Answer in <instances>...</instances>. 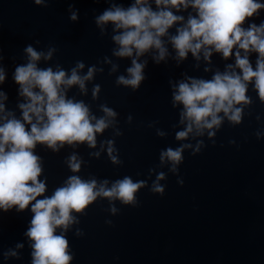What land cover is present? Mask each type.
Segmentation results:
<instances>
[{
    "label": "water",
    "instance_id": "water-1",
    "mask_svg": "<svg viewBox=\"0 0 264 264\" xmlns=\"http://www.w3.org/2000/svg\"><path fill=\"white\" fill-rule=\"evenodd\" d=\"M147 2L157 9L154 0ZM133 3L135 0H42L41 4L35 0H0V68L5 71L0 92L7 96L6 100L0 98L5 106L0 117L12 118V114L22 120L19 104L27 99L20 95L13 74L16 66L28 62L25 48L29 45L37 52L55 49L50 59L37 61L41 69L60 66L68 71L83 61V74L95 65L93 78L85 82L86 92L74 85L67 96L83 100L97 117L104 115L101 104L117 113L114 123L97 133L95 148L65 144L53 151L44 144L36 145L33 151L42 158L43 169L39 179L46 183L45 193L37 199L51 196L71 175L98 182L106 179L109 187L124 176L146 181L137 193L135 207L98 197L83 213H72L79 222L64 232L73 256L70 264H264V100L255 90L254 80L247 82L248 102L235 106L243 109L239 124L225 117L218 129L189 134L183 141L175 138V133L185 127L180 122L183 105L173 101L180 81L210 80L217 71L242 75L235 66L236 52L241 57L246 55L254 70L259 54L245 53L237 45L228 58L212 49L206 60L202 49L199 59L191 52L178 59L169 37L186 24L189 15L195 16L196 10L191 6L169 8L184 19L161 37L168 50L165 59L157 63L153 59L157 52L150 49L137 58L146 62L145 79L139 87L118 85L117 77L128 75L126 69L136 58L135 50L133 57L113 55L119 47L112 39L117 34L114 25L98 26L95 17L113 4L127 8ZM73 11L76 20L70 19ZM262 22L264 8L247 18L242 27ZM95 84L100 85V91L94 98ZM3 122L0 119V124ZM158 131L165 135H158ZM209 131L215 135L209 136ZM109 140L115 142L117 150L112 155L121 162L111 161L108 144L102 147V142ZM181 144L191 147L185 148L179 171L173 173L170 164H161L160 152ZM96 152L98 157L91 155ZM73 153L82 160L76 173L66 162ZM158 172L166 174L159 182L165 187L163 194L151 191ZM181 180L182 184L178 182ZM112 205L115 213L110 210ZM33 215L31 204L23 211L0 209V264H32L34 241L26 232ZM62 231L57 228L56 234Z\"/></svg>",
    "mask_w": 264,
    "mask_h": 264
},
{
    "label": "clouds",
    "instance_id": "clouds-1",
    "mask_svg": "<svg viewBox=\"0 0 264 264\" xmlns=\"http://www.w3.org/2000/svg\"><path fill=\"white\" fill-rule=\"evenodd\" d=\"M154 2L156 10H153L147 0H135L127 8L113 4L95 17L98 26L109 23L114 25L113 31L117 34L112 39L119 47L113 50V55L133 57L135 50L136 58L131 60V66L126 69L128 75L118 76L116 83L133 89L139 87L145 79L146 62H138L137 58L150 49H155L157 55L153 59L157 63L164 60L168 50L161 37L167 35L174 24L184 19L169 8L191 6L196 10V15H189L186 24L178 27L176 34L169 37L178 59L185 58L189 52L199 59L202 49L206 60L211 56L212 49L228 58L237 45L245 53L255 51L259 55L254 70L247 56L241 57L240 52H236L235 66L242 75L217 71L210 80L190 78V82L180 81L173 92V101L174 105H183L180 122L185 127L175 133V138L183 141L189 134L202 135L205 129H218L225 117L234 124H239L243 109L235 106L248 102L247 82L254 80L255 90L261 100H264V22L260 25L250 24L247 29L242 27L247 18L264 8V3H258L257 0ZM35 3L41 4L42 0H35ZM70 19H77L75 11L71 12ZM53 51L54 48L47 53L37 52L31 45L25 48L28 62L16 66L13 74L14 81L20 86V95L27 99L26 103L19 104L22 120L12 114H9L12 118L0 117L4 120L0 124V209L8 211L15 207L18 211H23L31 204L34 215L26 235L34 241L31 245L32 264H70L73 256L69 252V241L64 232L70 224L79 222L72 213H83L98 197L107 198L110 202L119 200L124 205L135 207L138 205L137 193L146 184V181H134L130 176H124L112 181L109 187L106 179L98 182L95 178L86 180L78 175H71L51 196L37 199L45 193L46 183L39 179L43 169L42 158L33 151L36 145L44 144L53 151H59L65 144H87L88 147L95 148L97 133L109 128L117 115L112 108L101 104L100 110L104 115L97 117L83 100L67 96L68 89L74 85L82 93L86 92L85 82L93 78L97 71L95 65L89 66L83 74L80 71L85 67L83 61H77L68 71L60 66L56 70L37 66V61L42 57L50 59ZM227 67L232 68V65ZM115 68L114 65L113 71ZM4 80L5 71L0 68V83ZM99 91L100 85H93L94 98ZM0 98L6 100L7 96L0 92ZM4 110V104L0 103V113ZM221 112L224 116L219 115ZM26 124L30 128H26ZM157 134L165 135L161 131ZM208 134L215 135L212 131ZM104 143L108 144L107 151L111 161L121 162L117 156L112 155L117 151L113 147L115 142L104 141L102 147ZM202 143L203 141H198V144ZM189 147L191 145L181 144L176 148L161 150V164L167 162L170 164L169 170L177 173L178 165L184 159V150ZM91 155L98 157L99 152ZM66 162L73 173L79 172L82 160L76 153L71 154ZM165 178L164 172L156 174L151 188L153 193H164L165 187L159 182ZM178 182L183 183L182 180ZM110 210L113 213L117 211L114 205ZM107 223L111 224V221ZM57 228L63 230L61 234H56ZM79 234L78 230L77 235Z\"/></svg>",
    "mask_w": 264,
    "mask_h": 264
}]
</instances>
